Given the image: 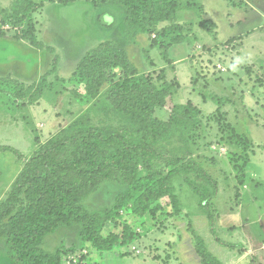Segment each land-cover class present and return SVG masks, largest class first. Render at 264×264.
Segmentation results:
<instances>
[{
  "label": "rangeland",
  "instance_id": "1",
  "mask_svg": "<svg viewBox=\"0 0 264 264\" xmlns=\"http://www.w3.org/2000/svg\"><path fill=\"white\" fill-rule=\"evenodd\" d=\"M16 1L20 13L2 25L6 35L0 37V76L16 79L15 73L19 74L16 80L0 81V146H10L28 158L87 113L98 127L126 125L107 98L109 85L92 98L86 80H62L57 74L61 67L69 72L75 60L102 41L113 40L119 31L118 13L109 7L96 8L100 0L66 4L32 0L38 7L30 12L21 5H27L26 0H0V9L11 11ZM180 1V29L165 37L160 49L148 47L137 54L132 50V56L157 87L173 82L169 108L157 107L154 115L180 125L185 151L217 181L212 206L216 230L220 239L238 246L230 249L216 240L191 185L193 178L187 176L173 180L180 201L177 214L157 219L148 215L139 221L125 208L107 224L105 233L130 224L137 238L129 246L96 251L90 243H81L76 225L47 232L40 248L46 252L59 249L60 264H202L196 235L221 264H264V0ZM32 26L52 52L18 38ZM179 35L188 41L175 44L170 54L171 38ZM50 57L58 58L56 72L47 77L41 97L33 98L27 87L39 80ZM216 97H222V104ZM22 168L23 159L17 154L0 151V204L11 198L16 210L28 205L14 186ZM143 174L145 169L140 168L139 175ZM125 189L126 185L104 182L82 203L88 210L112 207ZM167 209L174 211L172 205ZM9 222H0V264H12L2 235Z\"/></svg>",
  "mask_w": 264,
  "mask_h": 264
},
{
  "label": "trees",
  "instance_id": "2",
  "mask_svg": "<svg viewBox=\"0 0 264 264\" xmlns=\"http://www.w3.org/2000/svg\"><path fill=\"white\" fill-rule=\"evenodd\" d=\"M72 1L59 0V3ZM100 1L122 7L123 18L118 24L122 36L102 41L89 50L80 59L72 78L86 80L92 98L101 87L109 85L107 98L125 118L126 125L98 127L91 123L87 113L54 134L28 158L10 146H0V151H13L23 159V168L14 186L28 203L17 210L11 198L0 204V222L5 219L12 222L2 232L9 260L12 264H60L59 249L46 252L40 245L47 232L73 225L80 226L81 243H90L96 251L129 246L137 238L132 226L123 223L118 232L105 233L107 224L115 221L125 208L139 221L148 215L157 219L177 214L180 201L173 180L187 176L193 178L191 185L200 196V206L208 217L211 233L219 243L236 248L238 245L220 239L216 230L212 206L218 192L217 181L191 152L185 151L186 140L179 131L180 125L154 115L157 107L169 108L167 100L174 93L173 82L166 81L165 85L157 87L159 84L152 82L149 75L144 76L126 49L140 33L154 34L151 46L159 44L160 47L165 37L180 29L178 18L182 1ZM26 3L21 5L26 6L27 12L38 7L32 0ZM19 13L18 1L12 4L11 11L0 9V37L6 35L2 25ZM165 21L171 24L156 31L158 24ZM202 26L207 27V24L202 23ZM23 33L18 38L37 49L53 51L37 37L33 26ZM183 36L171 38V44L184 42L187 37ZM57 63L58 58H53L50 69L27 87L33 91L31 97H41L46 79L56 72ZM7 79L16 80L0 76V81ZM216 101L222 104V97H216ZM140 168L145 169L141 176ZM111 181L127 186L117 194L113 206L86 209L83 198L95 192L100 184ZM169 205L173 212L167 209ZM195 239L202 264H221L201 236L196 235Z\"/></svg>",
  "mask_w": 264,
  "mask_h": 264
},
{
  "label": "crops",
  "instance_id": "3",
  "mask_svg": "<svg viewBox=\"0 0 264 264\" xmlns=\"http://www.w3.org/2000/svg\"><path fill=\"white\" fill-rule=\"evenodd\" d=\"M106 7H109L108 10L110 11H113V12H117L118 14V20H119V23L120 21L122 20L123 18V9L121 6L119 5H116V4H110V3H100L98 6H96V8H99V9H105ZM113 23V22H112ZM118 23V24H119ZM171 23L169 21H165V22H160L158 24V26L156 27V31H159L161 28L165 27V26H168L170 25ZM108 25H111L110 23ZM114 25V24H113ZM110 28H113L110 27ZM109 29V28H107ZM39 35L41 36V38L44 40V36L43 34L41 35V32H39ZM122 36L121 32L120 31H117V34L116 36H114L115 38L114 39H119L120 37ZM154 36V34H149V33H140L136 36V38L130 42L126 49H127V52L130 56V58L133 60V56H132V50H134L137 53H141L143 51V49H147L148 47L150 48H153L155 47L156 49H160L157 45L155 46H151V43H152V37ZM188 41V39H186L184 42ZM182 42V43H184ZM175 44L171 46V48H169L168 52L171 54V52H173V50L175 49ZM176 50V49H175ZM171 56V55H170ZM82 58V57H80ZM80 58H78L77 60L74 61V63L72 64V66L70 67V71L65 73L64 71H62V67L61 69L59 68L58 69V76L60 79L62 80H69L70 78H72L73 76V72L76 70V67L78 65V61L80 60ZM134 61V60H133ZM52 62V57H50L47 62L45 63V65L42 67V70H40V74H44L47 67H48V64H50ZM151 68V66H150ZM153 68V67H152ZM150 70V69H149ZM15 75L18 77L19 74H16ZM40 75V76H41ZM17 77L14 76V78L17 79ZM23 77V76H22ZM19 80V79H18ZM20 81V80H19ZM21 82V81H20ZM29 82L31 83L32 82V79H29Z\"/></svg>",
  "mask_w": 264,
  "mask_h": 264
}]
</instances>
